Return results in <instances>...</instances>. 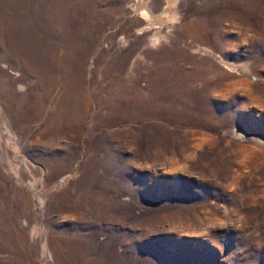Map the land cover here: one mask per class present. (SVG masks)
<instances>
[{
	"label": "rangeland",
	"instance_id": "obj_1",
	"mask_svg": "<svg viewBox=\"0 0 264 264\" xmlns=\"http://www.w3.org/2000/svg\"><path fill=\"white\" fill-rule=\"evenodd\" d=\"M0 264H264V0H0Z\"/></svg>",
	"mask_w": 264,
	"mask_h": 264
}]
</instances>
